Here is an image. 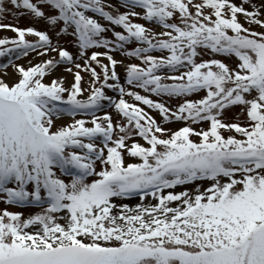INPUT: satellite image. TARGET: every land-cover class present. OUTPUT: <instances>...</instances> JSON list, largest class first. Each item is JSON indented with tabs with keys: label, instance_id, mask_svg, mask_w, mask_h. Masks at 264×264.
<instances>
[{
	"label": "snow or ice",
	"instance_id": "1",
	"mask_svg": "<svg viewBox=\"0 0 264 264\" xmlns=\"http://www.w3.org/2000/svg\"><path fill=\"white\" fill-rule=\"evenodd\" d=\"M106 7L114 6L0 0V21L23 9L57 36L0 22L16 34L0 38V264H264V0ZM64 35L75 38L83 64L59 43ZM31 52L55 55L16 63ZM62 64L71 65L70 86L51 78ZM82 71L91 76L87 98ZM105 102L115 117L97 115ZM234 108L236 122H227ZM173 121L184 126H166Z\"/></svg>",
	"mask_w": 264,
	"mask_h": 264
},
{
	"label": "rangeland",
	"instance_id": "2",
	"mask_svg": "<svg viewBox=\"0 0 264 264\" xmlns=\"http://www.w3.org/2000/svg\"><path fill=\"white\" fill-rule=\"evenodd\" d=\"M33 2L35 3V2H37V0H33ZM103 2L105 3V5L112 4L114 6L113 9H108L106 7L105 10H112L114 12H115V7L118 6V4H119V1H117V0H103ZM233 2H235V3H237L239 5V4H241L243 2V0H233ZM254 2L258 3V0H254ZM9 7H11V6L9 5ZM245 7H247V5H245ZM136 10L137 11H141L140 9H136ZM18 11L24 12V15L13 16V15L9 14V15L6 16V18L3 21H0V22L5 23V24L11 23V24H13V25H15L17 27H20V28L34 27V28H36L39 31H48V33L52 37L54 43L57 41L56 32L52 31L50 29V26L48 25V23L46 21L35 18L34 16H32V14L28 13L26 10L21 9V10H18ZM119 11L120 12H124V11H126V9H124L123 7H120ZM90 15H93V18L99 19L102 24H104V25H106L108 27H113L107 21H105L102 18H100L97 14H91L90 13ZM240 20H241L242 23H245L246 27L248 26L247 23L244 22L243 16H240ZM134 22L145 24L146 27L153 28L154 31H159L158 27L154 26L151 23L145 22L142 19H135L134 18ZM58 30L59 29H57V31ZM115 30L116 31H123L119 27H116ZM259 30L260 29H257V31H259ZM15 36H16V34L13 33L12 31L8 30V29H0V38L7 37V38L10 39V38H14ZM26 38L28 40L32 41V42H35L36 39H37L36 37H32V36H28ZM108 38H110V39L112 38L110 33L108 34ZM59 43L63 47H65L67 50L72 52L74 56H76V54H77V45L75 43V38L73 36H70V35L61 36L59 38ZM133 46H139V45L138 44L130 45L128 47H129V49H131ZM100 51H105V50L104 49H100ZM89 54H91V50H89ZM153 54L154 55H161V53H159V52H154ZM54 55H55V53H49L48 56L41 57V56L38 55L37 52H32L27 57H23L20 60L16 61V63L20 64V65H23L24 67L27 68V67L30 66L29 62H31L32 64L39 63L42 60L48 59V58H50L51 56H54ZM115 57L118 60L123 59L125 61V64H127L129 62L140 63V61L136 60L135 58H132V57L125 58V57H123V55L121 53H119V52L115 53ZM208 58H209L208 56L204 57V59H208ZM217 58L223 59V57H217ZM76 59H77L78 63L83 64V60L80 59L78 56H76ZM101 59H102V62L107 63L106 60H104L103 58H101ZM3 62L4 63L7 62L6 58L3 60ZM227 62L230 63V64L234 63L233 60H229ZM65 67H71V65H63L62 64V65L58 66V68L55 70V72L53 73L51 78L52 79L60 78V77L65 78L63 76V74H62V72H64L68 76L67 77L68 78L67 81H65V86H70V84L73 82V75H72V73L66 72L64 70ZM93 67H96L98 72L101 71L100 68L97 67L95 64H93ZM75 70L76 69H74V71ZM117 70H118L119 74L121 75V82L126 85V69H125V67L123 65H118V69ZM7 72H8V77L5 78L6 81L9 82V83L14 82L17 79L14 69L12 67H9L7 69ZM2 74H3V70L0 69V75H2ZM164 74H167V73H164ZM81 75L84 77V79L82 81V87L85 89L84 96L82 98H87L88 89H89V86H90V83H91V76H90V73L83 72V71L81 72ZM47 79H49V78H46V80ZM169 82H171V81H169ZM134 90L140 91V93L142 95H147V93H144L143 90H141V89H134ZM106 91H107L108 95L112 96L114 99H118V95H117L116 92H113L111 90H106ZM152 98L153 99H158L155 96H153ZM192 98L195 99V98H198V96L196 94H194V96ZM125 99H127L129 101V103H138V102L133 101L132 98H130V97H125ZM165 99L167 100V98H165ZM176 101H177V98H172L171 100H167L168 104L171 105L172 107L176 106ZM141 106L145 107L146 111H150V113L152 115H154L158 120L161 119L159 114L156 113L155 110H149V109H147L146 106H143V105H141ZM239 111H240L239 108H234L231 111L227 112V114H226L227 122H236V114ZM105 112H111L114 117L116 116L115 110L107 107V102H105V109L103 111L99 112L97 115L103 116L105 114ZM77 118L78 119L79 118L88 119V117H77ZM239 119H240V121H244L245 117L241 116V117H239ZM71 122H72V118L68 117V116H65L63 118V121H62V123H71ZM166 126L171 127L173 130H176L179 127L184 126V123L180 122V121H173L172 124L166 125ZM207 126H208L207 123L201 124L199 126L193 125V127H204V128H207ZM224 135L227 136V135H236V134L234 132H232V133L225 132ZM139 142L142 143V144L144 143L143 140H140ZM129 159H132V158H129ZM198 183H201V182H198ZM181 190H183V189L178 187L175 191H181ZM134 200H135V204L139 203V198L138 197L134 198ZM5 207H6L5 204L0 203V209H3ZM7 207L9 208L10 211H16L17 209L20 210V211H23L25 213V215H28L30 212L35 211V209H30V208H23L22 209V208H19V207H15V208H12L11 206H7Z\"/></svg>",
	"mask_w": 264,
	"mask_h": 264
},
{
	"label": "bare ground",
	"instance_id": "3",
	"mask_svg": "<svg viewBox=\"0 0 264 264\" xmlns=\"http://www.w3.org/2000/svg\"><path fill=\"white\" fill-rule=\"evenodd\" d=\"M58 72V71H57ZM59 73V72H58ZM62 74H63V76L65 77L64 79H65V81H67V74L66 73H64V72H62ZM125 202H127V203H129L130 204V206H135L136 204H135V200H134V198L133 199H131V200H129V201H125Z\"/></svg>",
	"mask_w": 264,
	"mask_h": 264
},
{
	"label": "trees",
	"instance_id": "4",
	"mask_svg": "<svg viewBox=\"0 0 264 264\" xmlns=\"http://www.w3.org/2000/svg\"><path fill=\"white\" fill-rule=\"evenodd\" d=\"M1 62V61H0ZM0 65H2V64H0Z\"/></svg>",
	"mask_w": 264,
	"mask_h": 264
}]
</instances>
